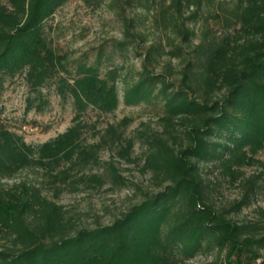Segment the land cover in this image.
<instances>
[{
  "label": "trees",
  "instance_id": "trees-1",
  "mask_svg": "<svg viewBox=\"0 0 264 264\" xmlns=\"http://www.w3.org/2000/svg\"><path fill=\"white\" fill-rule=\"evenodd\" d=\"M67 1L0 0V101L22 75L38 92L54 84L75 112L67 130L39 144L0 119V264H183L198 254H214L211 264H264V208L235 217L264 177V0H113L124 24L114 47L147 45L125 102L153 103L160 128L130 135L125 116L91 140L85 116L118 109L120 75L74 65L54 44L47 22ZM138 141L148 188L110 223L85 224L58 201L65 190L127 186L118 160L135 162ZM250 166L262 169L247 175ZM213 169L241 196L218 202ZM26 170L42 179L9 183Z\"/></svg>",
  "mask_w": 264,
  "mask_h": 264
},
{
  "label": "rangeland",
  "instance_id": "rangeland-1",
  "mask_svg": "<svg viewBox=\"0 0 264 264\" xmlns=\"http://www.w3.org/2000/svg\"><path fill=\"white\" fill-rule=\"evenodd\" d=\"M117 10L113 0H68L47 22V30L54 44L61 53L71 58L74 65L81 61L100 63L104 75L109 69L118 67L120 105L110 114H100L93 109L87 112L85 119L90 123L87 132L90 140L93 139L96 129H104L109 122H118L125 116L133 117V122L127 129L130 135H138V130L144 128H160V110L153 103L129 105L125 102V90L141 69L143 57L139 53H143L147 45L140 43L138 52L130 53L114 47L124 31L123 20L118 16ZM128 14H132L130 10ZM214 26L219 27L216 24ZM173 63L175 69H179L178 62ZM74 114L72 99L60 96L54 84L43 87L42 91L38 92L26 84L22 75L9 79L0 101V119L32 144L43 143L67 130L73 122ZM145 150L143 143L138 141L135 147V162L125 163L118 160L121 173L127 179V186L116 190L109 189L108 185L96 190H65L58 201L63 203L77 220L85 224L94 225L97 221L110 223L122 210L141 199V187L148 188L150 174H144L141 170ZM110 154L108 150L103 151V159H109ZM258 157L264 159V151H261ZM261 169L258 166H250L245 170L247 175H251L259 173ZM213 170L209 174L210 178L221 181L214 193L218 202L227 203L241 196L240 186L223 180L218 171ZM23 179L40 181L42 176L36 171L26 170L9 183ZM260 183L262 185L255 202L235 215L237 219L256 218L258 207L264 208V177ZM213 257L214 254H198L183 264H211Z\"/></svg>",
  "mask_w": 264,
  "mask_h": 264
}]
</instances>
